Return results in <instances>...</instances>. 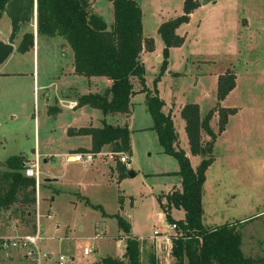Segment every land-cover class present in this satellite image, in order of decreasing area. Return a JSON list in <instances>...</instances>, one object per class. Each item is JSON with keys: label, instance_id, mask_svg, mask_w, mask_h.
I'll return each instance as SVG.
<instances>
[{"label": "rangeland", "instance_id": "obj_1", "mask_svg": "<svg viewBox=\"0 0 264 264\" xmlns=\"http://www.w3.org/2000/svg\"><path fill=\"white\" fill-rule=\"evenodd\" d=\"M193 1L197 3L196 10L188 23L176 31L184 38L183 46L169 51L168 65L161 73L164 45L157 30L160 24L183 14L184 0H137L142 11L143 37L151 39L154 46L142 58L145 86L164 103L163 112L171 116L179 148L194 169L200 157L191 156L188 151L179 111L185 105L196 104L199 116L205 118L218 107V77L228 72L235 76V88L219 104L222 109L235 111L228 117L225 130L219 132V113H214L210 121L217 137L201 203L211 226L241 220L238 231L242 254L264 258V215H261L264 214V0H206L204 6H201L203 0ZM95 8L111 27L113 11L109 2L98 0ZM8 27L1 13L0 40L4 43L11 34ZM34 29V22L19 27L13 43L15 50L0 65V71H28L35 67L38 82L47 91L38 92L36 107L28 91H22L20 100L32 102V106L30 111L24 109L15 114L13 111L20 107L18 102L0 99V164L23 156L34 165L36 226L43 239L41 253L48 255V264H54L59 256L73 259L74 264H95V256L119 257L124 254L125 244L113 218L118 215L130 224L134 238L144 239L140 242V259L142 264H149V258L156 253L147 238L154 232L167 231L161 223L164 213L157 198L164 202L172 190L181 189L178 177L172 175L179 170L178 163L161 152L157 135L151 130L153 120L145 109L144 94L137 93L132 98L133 111L127 121L131 155L122 153L128 157L126 170L135 177L120 178L117 165L122 155L109 160V155L115 154L110 149L87 167L66 164L62 156L65 141L60 129L68 123L86 127V120L96 125L102 119L101 113L91 110L94 116H84L64 107L58 120L47 117L43 98L65 95L69 86L83 95L87 87L81 79L64 78L66 70L62 68L67 62L61 58L59 44L68 45L62 38H43L46 45L39 41L33 55L18 52L26 33ZM27 57L33 59L27 61ZM61 59L64 62L59 66ZM133 85L138 91L139 85ZM203 140L208 141L205 136ZM76 142L87 143L86 139ZM44 160L47 162L43 163ZM85 200L99 209H93ZM168 214L173 222L184 219L182 209L172 208ZM30 233L28 228L17 225L11 213H0V240ZM84 249L92 253L83 257ZM166 252L164 248L158 253V262L175 264L174 258L166 257ZM23 260L21 253L0 249V264H33Z\"/></svg>", "mask_w": 264, "mask_h": 264}, {"label": "trees", "instance_id": "obj_2", "mask_svg": "<svg viewBox=\"0 0 264 264\" xmlns=\"http://www.w3.org/2000/svg\"><path fill=\"white\" fill-rule=\"evenodd\" d=\"M12 0H0V15ZM113 11V23L107 29L102 18L92 12L94 0H33L36 33L44 39L60 37L71 48L74 74L90 78H106L110 88L102 94H88L77 97V108L89 106L98 110L102 116L127 117L132 110V98L137 93L144 94L146 111L153 120L151 130L157 135L161 152L174 158L178 171L173 176L180 179L181 191H173L157 204L163 210L165 222L178 226L177 236L172 238L171 256L175 264H264V258L246 257L241 251L239 222L209 228L206 225L201 204L205 174L214 161L213 146L217 135L210 127L214 113H219V132L225 130L228 117L234 110L222 109L229 92L235 88V76L228 72L218 77L216 97L218 107L210 110L205 118L199 116L196 104L185 105L179 111L184 122L188 151L191 156L200 157L199 165L193 170L184 151L179 148L178 136L174 132L169 114H164V103L155 92L148 90L144 81L143 52H152L153 41L143 37L142 11L137 0H106ZM197 3L184 0L183 14L158 27L164 49L162 52V72L168 65L169 51L183 46L184 38L176 34L177 29L186 25ZM33 34H26L18 47L24 54L31 50ZM139 85L138 91L134 85ZM58 111L50 110V115ZM69 136H90L89 152L101 154L104 147L111 153L131 155L130 132L126 125L120 127L104 123L102 128H86L69 131ZM208 141L204 142L203 138ZM27 160L23 156L12 157L0 164V213H11L17 225L36 231V180L27 178L24 170ZM120 178L126 175V167L118 164ZM85 203L93 209L85 200ZM182 209L183 221L173 222L169 211ZM118 229L126 242L125 252L120 258H96L95 264H142L141 244L131 236V226L121 217L113 216ZM149 264H159L155 257Z\"/></svg>", "mask_w": 264, "mask_h": 264}, {"label": "crops", "instance_id": "obj_3", "mask_svg": "<svg viewBox=\"0 0 264 264\" xmlns=\"http://www.w3.org/2000/svg\"><path fill=\"white\" fill-rule=\"evenodd\" d=\"M97 1L98 0H94V2L92 3V8H93L94 12H95V9H96L95 6H96V2ZM95 14L98 17L103 19V17L99 16L97 14V12H95ZM1 20H2V18H1ZM7 21H8V19H7ZM103 21H104V19H103ZM32 22H34V24H35V20L34 19L32 20ZM8 23H9V21H8ZM104 23H105V21H104ZM106 26L109 29L110 25L106 24ZM8 28L10 30V27H8ZM36 32L37 31H36V27H35V29L32 30L31 33H26V34H30V35L33 34L34 43H33V47L31 48V50H29L28 52L24 53L23 55L29 56L31 53H32L31 55H33V53H35V50H36L35 49V45H37L39 43V41H42L46 45V43L44 42L43 38L39 37ZM59 47H61V54H62L61 58H64L65 59L64 61L67 62V64L65 65V68H62V69L66 70V72L63 73L64 78H67V77L68 78H72L73 77V78H76V79H81V83H84V84L86 83V87L87 88L85 90V93H83V95L79 94L77 92L76 88L69 86L68 92H72V93L74 92L72 95H67L68 94V92H67L65 95L63 94V95H60L59 97L54 95L52 98H51V96L43 98V99H45L44 105L46 106V115H47V117L50 116V117H53V119L58 120L57 118L60 115H62V111H63L62 109H64V107L69 108L72 111V113L73 112H75V113L81 112L82 114H84V116H86V115L94 116L93 112L91 110H95V109H92L89 106L82 107V108H77V104H78L77 97L85 96V95H88V94H93V95L94 94H102L103 91H105L106 89L110 88L111 82H109L104 77L103 78H90V79H86L85 78L84 79L82 77H79V76L75 75L74 74V68H73V65H72L73 54H72L71 48H69L68 46L66 47L64 44H61V43L59 44ZM144 54H145V52L142 53L141 61H142V58H143ZM31 58L30 59L28 58L27 61L28 60L31 61ZM157 59H159V58H157ZM35 60L36 59L34 58V62H35ZM63 62H62V59H61L58 65L60 66L61 63H63ZM34 68L35 67H32V69L28 70V71H20V70H16L14 72H3V71H0V99L1 100H8V102H10V101H13V102L17 101L18 102V105H20V107H19L18 110L13 111L14 114L15 113H20L24 109H26V110L28 109V111H30L29 107L31 108L32 102H33L34 106L36 107V104L38 103L37 100H38V97H39L38 96V92H42L43 93V92L47 91V87L46 86H44V85L40 86V84L38 82V73H37V71ZM33 69L35 71H32ZM22 91H26V92L28 91V95L32 97V102L24 101V100L21 101L20 100L21 96H19V95L22 93ZM42 96L44 97L43 94H42ZM16 99H18V100H16ZM131 103H132V101H131ZM62 105H64V106H62ZM144 106H145V102H144ZM50 108H55V111H58L57 114L56 115H50L49 114ZM87 108H89V109H87ZM145 109H146V107H145ZM132 111H133V104H132L131 113L127 117H124V116H104L103 117L102 114H101V118L102 119L97 120V124L96 125H93L92 120H86L88 122V125H86V127H83L82 125H78V126L72 125L71 123H68V125H65L62 129H60L61 134L64 137V141H65V145H64V148L62 150V152L64 153L62 156L65 158V163H66V157L69 156V154L87 153V151H89L90 148H91V137L90 136H87V135L86 136H76V135L69 136L68 135L69 131L73 132V131H77V130H80V129H86V128H97V129H100V128H102L104 123L107 124V125H110V126H115V127L122 128V126H124V125L127 126V121L130 118V115L132 114ZM0 112H1V110H0ZM15 116H14L13 119H15ZM108 119H109V121L111 120V122H109V121L107 122ZM80 139H86L87 143L85 145H82V144L78 145V143L76 141H78V140L80 141ZM67 143L68 144L70 143V144L67 145ZM107 150H109V148L108 147H104V149H102V151L100 153L104 154L105 152H107ZM65 153H69V154H65ZM101 154H99V155H101ZM97 157H99V156H97ZM187 158H188V156H187ZM44 161L47 162L46 160H44ZM200 161H201V159H200ZM189 163H190V160H189ZM209 168H208V170H209ZM208 170H207V172H208ZM207 172H206V174H207ZM206 174H205V179H206ZM179 181H180V179H179ZM204 185L205 184H203V189H204ZM173 191H175V190H172L170 193H172ZM177 191H181V189L177 190ZM162 203H164L163 200H162ZM202 207H203V213H204V217H205V210H204V205L203 204H202ZM261 215L263 216L264 214H261ZM164 222H165V215H164V220L162 219V221H161L163 226H165ZM205 222H206V225L209 228H213L215 226H220V225H216V224L211 226L210 223L208 222V219L206 217H205ZM151 237L152 236L148 237L147 240H150ZM137 240L139 242H142V240H144V239H142V240L137 239ZM123 242H124V240H123ZM124 244H125V247H126V242H124ZM124 252H125V249H124ZM122 255L123 254H121L119 257H111V258H120ZM157 255H158V253H157ZM107 256H105V257H107ZM105 257H99V258H105ZM108 257H110V256H108ZM152 257H155V259L158 260L159 256H157V257L156 256H152ZM96 258H98V257L95 256V259ZM23 261L26 262L25 260H23Z\"/></svg>", "mask_w": 264, "mask_h": 264}, {"label": "built area", "instance_id": "obj_4", "mask_svg": "<svg viewBox=\"0 0 264 264\" xmlns=\"http://www.w3.org/2000/svg\"><path fill=\"white\" fill-rule=\"evenodd\" d=\"M115 155L118 154L109 155V160H114ZM97 156L98 155L93 154L89 151H87V153L69 154V156L66 157V163L69 164L71 162L80 164L83 167H87L94 162ZM118 163L122 166L125 165L126 167H128V157L122 155V157H119ZM33 168V163L26 164L24 173L27 178H36L37 173H35ZM165 227L167 228L166 233L162 234L159 232H154L152 237L150 238L154 246V251L156 253L154 256L156 257L158 256L157 253H160V251H162L164 248L167 249V252L165 253L166 257L168 258L171 256L172 238L176 237L178 233V226L176 224L169 225L167 223V226ZM168 232H171L172 234H169ZM42 241L43 239L41 236V232L36 228V231L30 234L0 240V249L11 250L17 254L21 253L23 259L29 260L30 262H33V264H48V255L41 253L40 243ZM91 253L92 251L90 249H84L82 255L83 257H88ZM54 261V264H74L73 259L69 260L64 258L63 256H59Z\"/></svg>", "mask_w": 264, "mask_h": 264}, {"label": "water", "instance_id": "obj_5", "mask_svg": "<svg viewBox=\"0 0 264 264\" xmlns=\"http://www.w3.org/2000/svg\"><path fill=\"white\" fill-rule=\"evenodd\" d=\"M206 0L202 1L201 6L206 5ZM3 14L9 21L11 34L7 43L0 40V65L11 55L15 50L13 43L16 39L19 27H26L31 24L34 18V5L33 0H12L5 6ZM44 163H46L44 161ZM126 175L129 178H134L135 174L132 171H127ZM46 183L50 180H45ZM167 226V223L164 222Z\"/></svg>", "mask_w": 264, "mask_h": 264}]
</instances>
